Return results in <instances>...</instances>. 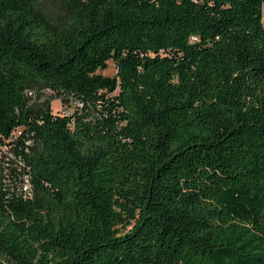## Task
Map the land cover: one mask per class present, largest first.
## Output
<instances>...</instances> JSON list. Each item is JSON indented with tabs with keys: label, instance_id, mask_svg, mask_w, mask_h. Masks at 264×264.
I'll return each mask as SVG.
<instances>
[{
	"label": "trees",
	"instance_id": "obj_1",
	"mask_svg": "<svg viewBox=\"0 0 264 264\" xmlns=\"http://www.w3.org/2000/svg\"><path fill=\"white\" fill-rule=\"evenodd\" d=\"M263 8L0 0V264H264Z\"/></svg>",
	"mask_w": 264,
	"mask_h": 264
},
{
	"label": "rangeland",
	"instance_id": "obj_2",
	"mask_svg": "<svg viewBox=\"0 0 264 264\" xmlns=\"http://www.w3.org/2000/svg\"><path fill=\"white\" fill-rule=\"evenodd\" d=\"M263 24H264V8H263ZM104 76H107V77H112V76H114V74H115V66H114V64L112 63V62H110L109 64H108V67H107V69L106 70H104V71H102L101 72ZM53 105L55 106L54 108H53V110L54 111H58L60 108H59V104L57 103V102H54L53 103ZM64 108V107H63ZM65 109V108H64Z\"/></svg>",
	"mask_w": 264,
	"mask_h": 264
}]
</instances>
